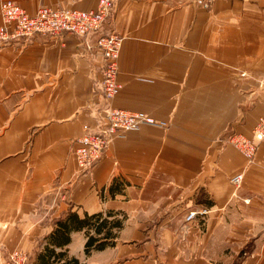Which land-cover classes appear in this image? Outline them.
I'll return each mask as SVG.
<instances>
[{
    "label": "crops",
    "instance_id": "0c3cea01",
    "mask_svg": "<svg viewBox=\"0 0 264 264\" xmlns=\"http://www.w3.org/2000/svg\"><path fill=\"white\" fill-rule=\"evenodd\" d=\"M11 1L32 15L99 0ZM196 1L117 0L94 35L0 46V256L21 249L30 264L49 245L65 252L54 264H264V142L248 162L226 141L232 131L250 136L264 110V0ZM106 33L122 38L111 100L100 89L102 58L86 46ZM107 108L166 125L127 132L80 171L76 141L99 130ZM68 213L120 226L89 254L93 229L50 244Z\"/></svg>",
    "mask_w": 264,
    "mask_h": 264
},
{
    "label": "built area",
    "instance_id": "2783aa9c",
    "mask_svg": "<svg viewBox=\"0 0 264 264\" xmlns=\"http://www.w3.org/2000/svg\"><path fill=\"white\" fill-rule=\"evenodd\" d=\"M117 0H99L97 7L81 10L68 6H39L35 14H29L19 4L11 0L0 3L2 23L0 25V46L17 40H29L36 35L58 36L69 33L80 38L99 33L108 18L114 12ZM200 6L209 8L212 0H197ZM122 38L115 33L100 34L87 48L94 49L103 61V76L100 89L106 100H111L119 92L118 56ZM166 123L157 120L142 111H129L118 108H107L103 123L98 131H86L76 141L73 158L80 171H86L95 165L104 155L107 146L116 140H123L127 132L136 131L143 126L165 127ZM252 162L259 145L264 142V110L258 116L251 135L246 136L232 131L226 138ZM236 188L242 181V174L230 177ZM196 211L189 212L185 220L191 221ZM206 213V210L201 212ZM29 255L21 249L8 251L0 256V264H27Z\"/></svg>",
    "mask_w": 264,
    "mask_h": 264
},
{
    "label": "trees",
    "instance_id": "16d2710c",
    "mask_svg": "<svg viewBox=\"0 0 264 264\" xmlns=\"http://www.w3.org/2000/svg\"><path fill=\"white\" fill-rule=\"evenodd\" d=\"M108 216V215H107ZM55 230L49 236V243L57 247H63L70 241V232L83 228L93 229L95 234L86 233L85 253L89 254L92 250H100L110 244L108 239L113 236L112 228L119 227L118 219L108 220L101 213L85 215L80 218L75 213H68L64 218L57 220ZM109 224V226H108ZM103 236L101 235L103 232ZM65 252L56 251L55 247L46 245L36 253L34 260L30 264H54L60 261ZM62 264H83L76 258L65 259Z\"/></svg>",
    "mask_w": 264,
    "mask_h": 264
}]
</instances>
